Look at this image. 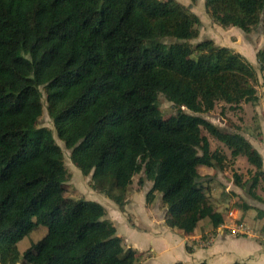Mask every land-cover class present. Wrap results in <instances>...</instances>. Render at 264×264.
I'll use <instances>...</instances> for the list:
<instances>
[{"label": "trees", "instance_id": "16d2710c", "mask_svg": "<svg viewBox=\"0 0 264 264\" xmlns=\"http://www.w3.org/2000/svg\"><path fill=\"white\" fill-rule=\"evenodd\" d=\"M204 5L213 23L264 35V0ZM200 25L176 0H0V264H135L139 257L100 203L64 197L69 176L53 131L28 127L43 113V95L71 162L121 211L133 177L143 174L147 201L161 196L169 228L191 235L205 218L213 228L223 224L198 167L221 169L225 158L210 150L202 128L255 168L251 188L264 181L251 143L202 116L217 102L256 103V71L212 39L190 43ZM256 61L263 69L264 45ZM159 94L175 108L167 119ZM38 228L45 235L20 253L17 244Z\"/></svg>", "mask_w": 264, "mask_h": 264}, {"label": "rangeland", "instance_id": "374dc122", "mask_svg": "<svg viewBox=\"0 0 264 264\" xmlns=\"http://www.w3.org/2000/svg\"><path fill=\"white\" fill-rule=\"evenodd\" d=\"M176 1L188 7L200 19L199 36L197 39L190 41V43L195 44L200 40L211 38L218 45L222 44L233 47L235 51L245 56L248 61H252L251 64L256 71L257 81L253 84L256 95L258 96L256 103H241L238 108H231L230 105L224 102H217L213 111L202 116L223 131L238 133L245 139H249L255 145H258L260 142L259 144H263L264 147V68L261 69L258 66L254 56L256 51L264 45V35L262 34L261 28H256L249 34L243 33L237 27H231L229 28L230 31H225V28L213 23L205 8L204 0ZM42 101L44 106L41 117L37 120H32L28 124V127H46L53 131L55 142L63 151L64 165L69 176L67 182L64 184V197L71 200L86 199L104 205L105 202L102 199H105L108 202L106 204L108 209L117 207L113 201L106 199L104 195L93 190L91 174L83 176L79 169L71 162L69 158L70 151L65 149L54 132L52 120L46 111L44 95ZM158 107L165 119L175 114V108L162 94L158 95ZM201 134L208 139L210 150H217L225 158L221 164V169L215 168L211 171L212 168H198L199 174H205L207 172L206 170L211 171L213 174L211 176H201L200 179V182L204 183L209 189V194H219L221 191L220 196H224V203L228 208L239 206L243 209L244 216H246L247 211L250 209L260 207L264 203V181L260 179L257 185L251 188L255 168L247 162L244 156H239L235 159L231 158L230 150L222 142L211 136L205 129H201ZM262 171L264 174L263 168ZM233 174H236L240 178L242 187L234 183ZM141 177H143V174H138L133 177L132 184L129 186L126 194L128 203L124 207V211L119 213L117 217H114L110 210L105 208L106 217L114 223L117 236L123 239V232L126 233L127 229L124 231L120 226L117 229L118 221L127 227L145 230L148 228L146 223H144L147 210H153L160 215L162 212H165L164 205L158 195H155L153 201H147L146 194L151 187V182L145 180L143 177V185H140L138 182ZM152 205L153 207L151 208ZM253 215L250 214L249 217L254 219ZM131 223L132 225H130ZM45 232L44 228H38L24 237L17 244L19 252L22 253L31 243L41 239L45 235ZM124 245H127L126 241Z\"/></svg>", "mask_w": 264, "mask_h": 264}, {"label": "crops", "instance_id": "0c3cea01", "mask_svg": "<svg viewBox=\"0 0 264 264\" xmlns=\"http://www.w3.org/2000/svg\"><path fill=\"white\" fill-rule=\"evenodd\" d=\"M229 28H225V31H230ZM254 56L256 60V53ZM247 140L261 155L264 169L263 144L259 142L255 145ZM206 171L200 176L213 175L211 171ZM200 185L204 188L214 210L222 215L223 224L213 228L210 221L205 218L198 223L193 234L185 235L182 231L169 228L165 224V212L160 215L153 210H147L144 223L148 228L145 230L127 227L118 221L117 229L118 226L124 231L127 229L126 233L123 232L124 239L119 236L122 245L134 249L139 254L135 264H264V203L247 211L246 217L241 207L228 208L224 203V196H220L221 191L219 194L210 195L207 186L201 182ZM102 201L105 205L100 204L108 209L106 205L108 202L105 199ZM164 209L166 211L165 207ZM108 210L114 217L122 212L118 207H111ZM250 214H254V219L249 217Z\"/></svg>", "mask_w": 264, "mask_h": 264}]
</instances>
